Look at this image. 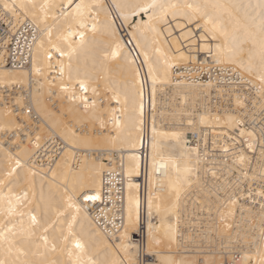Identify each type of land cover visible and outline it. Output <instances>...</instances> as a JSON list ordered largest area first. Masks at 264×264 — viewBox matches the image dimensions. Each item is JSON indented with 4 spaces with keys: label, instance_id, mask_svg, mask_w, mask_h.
Segmentation results:
<instances>
[{
    "label": "bare ground",
    "instance_id": "obj_1",
    "mask_svg": "<svg viewBox=\"0 0 264 264\" xmlns=\"http://www.w3.org/2000/svg\"><path fill=\"white\" fill-rule=\"evenodd\" d=\"M5 2L9 9H4ZM156 2L181 7L141 12L137 6L150 4L152 0H71V3L69 0H0L6 12L17 20H30L38 28L27 67L9 69L0 57V88L11 92L9 100L0 98V180L6 185H0V207L6 209L9 198L15 203L16 196L28 193L27 200L17 205L25 215L8 217L5 213L0 215V224L11 220L19 228L23 220L27 227L29 213L34 212L42 224L57 221L54 225L57 230L49 228L47 233L51 241L59 236V229L67 233V224L58 221L70 220L75 215L73 231L75 238L85 245L86 254H81L85 261L89 257L96 264L136 261L134 234L138 230L142 205L138 183L139 150L147 131L148 195L144 208L146 249L153 256L148 264H222L225 261L245 264L247 257H255L258 249H264V208L255 205L254 194L257 193L251 186L241 191L242 201L232 195L224 200L216 193L211 195L204 182L214 173L208 168L212 161L200 148L188 144L187 135L199 132L205 139L204 132L208 129L230 136L235 134L234 140L247 138L246 148L237 152L225 166L238 171L244 168L245 176L251 180L264 176V154L257 148L256 134L238 126L235 111L210 104L212 85L173 84L172 67L194 65L210 58L219 66L237 71L241 75L240 83L247 81L255 87L264 104L261 91L264 85L258 72L246 70L247 53L239 58L245 67H241L239 61L229 62L227 52L222 57L224 62L217 63L214 58L217 44L224 46V38L218 32L216 40L212 39L211 32L203 38L212 27L206 24V18L189 22L185 15L179 14L191 13L190 9L182 7L186 3L224 5L225 8L209 7L207 11L231 32L248 23L247 17L259 13L256 7L259 0ZM79 3L87 6L82 9V15L75 11ZM45 4L48 6L43 7ZM13 5L16 6L14 12ZM173 12L178 14L173 16ZM122 30L127 31L146 70L151 107L147 116L142 78L125 45ZM80 32L84 33L83 37ZM69 44L74 49L71 58L61 56L54 47L67 52ZM113 52L117 54L113 56ZM80 80L88 86L87 92L79 88ZM17 86L29 91L30 106L39 119L33 128L28 119L17 117L16 111L25 104ZM234 105L240 108L242 100L236 98ZM47 153L53 155L47 156ZM241 156L245 158L243 162ZM17 159L21 167L9 177L7 173L16 167ZM119 162L124 177V217L119 233L114 234L108 230L115 220L114 206L107 203L103 206L105 212L97 213L105 172L113 170ZM97 193L99 200H84V195ZM69 195L79 206V212L67 208ZM191 203L212 215L197 221L199 227L204 222L203 230L200 228L184 236L190 246L185 250L180 248L178 222ZM130 211L134 220L138 218L135 230L129 224ZM57 212L64 215L57 216ZM126 227L128 236L124 240ZM41 235L42 229L37 228L36 243L42 244ZM122 243L127 244V253L120 249ZM68 247L73 248V245ZM73 251L77 250L73 248ZM237 252L241 256L238 260L234 258ZM59 259L67 261L69 258L65 254Z\"/></svg>",
    "mask_w": 264,
    "mask_h": 264
},
{
    "label": "built area",
    "instance_id": "obj_2",
    "mask_svg": "<svg viewBox=\"0 0 264 264\" xmlns=\"http://www.w3.org/2000/svg\"><path fill=\"white\" fill-rule=\"evenodd\" d=\"M122 34L124 36L125 45L132 55L142 78L147 116L150 106L146 70L141 56L136 50L127 31L122 30ZM37 37L38 28L36 24L30 20H17L0 6V57H3V63L7 68L19 70L29 65ZM52 74H56V72H52ZM240 77L241 75L231 67L219 66L212 62L210 58H206L204 61L202 60L194 65H174L172 67L173 84L185 82L194 85H212L213 90L208 97L210 104L214 107L235 111L238 126L252 130L256 134L257 148L264 154V104L258 96L256 88L250 83H247V81L240 83ZM16 90L21 93L22 99L25 102L23 108L16 111L17 117L22 118V120L24 118L28 119V124L33 123L31 125L33 128V125H35V123L37 124L39 119L30 106L29 91L23 86H17ZM0 91H3L0 92V98L2 97L6 101L9 100V94L11 92H6L4 88H0ZM15 91H12V93H15ZM236 98L242 100V106L238 109L235 108L234 105ZM25 124L26 123H24V126ZM181 125V119H179V126ZM32 133L33 132H31V134ZM21 134H23V132H21ZM200 134L199 132L189 133L187 135V141L188 144L200 148L204 152L206 158L212 161V164L209 163L208 168L213 169L215 174L204 182L209 193L211 195L216 193L219 195L218 197H221L223 200L228 199V197L232 195V197L242 201V192L245 191L244 189L246 187L251 186L254 193H257L254 194L256 197L255 205L264 203V197L259 195L260 192L264 191V176L258 180L247 179L245 176L246 170L244 168L238 171L237 169H229V167L225 166V164L231 163L233 158L237 155V152L246 148L244 145L247 144L248 139L239 138V140H234L233 137L235 134L230 136L225 132L214 133L212 130L208 129L204 132V135H206L205 139H203ZM22 139H25V137H22ZM142 144L143 146L139 150L140 174L138 178L139 195L142 205L138 230L134 234V241L137 245L136 264H148L153 259V256L149 254L146 249L147 217L144 208V201L148 195V189L146 187V179L148 176L146 152L147 131L144 134ZM225 149H227V151H225ZM49 155H53V153H47V156ZM214 161L216 164H214ZM106 162L110 163L109 160H106ZM218 163L221 165H218ZM121 167V163L119 162L113 170L105 172L103 177L102 200L98 204L100 208L97 213L99 214L101 210H104L103 206L107 203H109L110 206H114L115 220L112 223L113 225L108 229L114 234L119 233L124 217V177L121 175ZM240 179H242L241 186L238 185ZM240 187H243V190H239ZM231 191H233V193H231ZM97 214H95V216H97ZM210 215H212L211 212L197 209L192 203L187 205V209L182 212L178 222L181 249L187 250L188 247H190L189 244L185 242L184 236L186 234L200 231V228L201 230L204 229V222L200 224L202 227L196 226L199 218L205 219V217ZM100 222L103 223V221ZM103 225L105 226V224ZM239 255L238 252L235 253L234 258L238 260L241 257ZM231 263L233 264V262ZM222 264L229 263L225 261L224 263L222 262Z\"/></svg>",
    "mask_w": 264,
    "mask_h": 264
},
{
    "label": "snow or ice",
    "instance_id": "obj_3",
    "mask_svg": "<svg viewBox=\"0 0 264 264\" xmlns=\"http://www.w3.org/2000/svg\"><path fill=\"white\" fill-rule=\"evenodd\" d=\"M71 3V0H69ZM45 4L43 7H47ZM4 9H9V4H3ZM15 5L12 6L11 10L15 11ZM35 7V5H33ZM87 6L79 3L76 5L75 11L82 15V9ZM166 7H170L176 9L177 7H181L178 5H163L157 4L156 0H152V3L146 4L143 6H137V9L141 12H147L148 9L160 8L162 11L166 9ZM183 8L190 9L191 13H179L186 16L189 22L193 20H197L199 18H206V24H211V29H207L205 33V37L209 32L212 33V39L216 40L218 32L220 36L224 38V46L217 44V51L215 55V59L217 63L224 62L222 57L225 52L229 55L227 56L229 62L237 63L239 61L241 67H245L242 60L239 58L246 52L248 56V63L246 65V70L249 73L258 72L259 79L261 80L262 85H264V0H259V3L256 5L257 8L260 9L259 13L256 16L247 17L248 23H245L239 27L233 28L231 32H229L223 24L218 21V18H214L212 14H210L207 9L209 7L213 9L225 8L226 6L220 4H192L186 3L182 6ZM43 10V8H42ZM166 15L167 12L165 11ZM178 13L173 12L172 15L176 16ZM81 27H85L84 24H81ZM50 34V33H49ZM69 35H76V33L69 32ZM79 35L83 37L84 33L80 32ZM67 40V37H64ZM248 45L249 47H245ZM56 47V51L60 53L61 56L68 55L71 58L72 49L71 44L68 45L69 51L65 52L64 49ZM211 51V49H209ZM117 53L113 52L112 55L115 56ZM49 57L51 53L48 54ZM69 67H71L69 65ZM151 71V69H150ZM61 75H63L64 68L61 66L60 68ZM79 88L87 92L88 86L83 80L79 82ZM96 89L93 88V92L95 93ZM264 92V88L261 89ZM82 99H87L86 97H82ZM94 103V102H93ZM87 107V105H86ZM134 147V145H133ZM251 147V144L249 145ZM227 151V149H225ZM244 157H240V161H244ZM21 167L20 161L16 160V167L12 168L7 175L11 177L14 172H16L17 168ZM215 174V173H213ZM0 185H5L4 180H0ZM6 186V185H5ZM11 193V189H9ZM67 195V191L65 193ZM260 196L264 197V191L259 193ZM28 193L24 192L23 196H16L15 203L12 198L7 200V208L0 207V215L6 213L8 217H12L14 215H19L23 217L25 213L20 211L17 205L23 204L25 200H27ZM100 199L99 193L96 195H84V200L86 201H96ZM231 203H235V200L230 201ZM30 203V201H29ZM67 208H75L77 212H79V206L75 205L72 197L67 196L66 200ZM151 207V202H150ZM261 207L264 208V203L261 204ZM64 213L57 212V216H63ZM30 222L27 227L24 226L23 220L20 221V226L17 228L15 224L12 223L11 220H8L7 223L0 224V264H96L91 257L85 261L81 254H86L85 245L81 243L79 239L75 238V233L73 231V223L76 220V216L72 215L70 220H60L58 221L60 224H67V233H65L64 229H59V236L53 237L52 240H49L47 235L49 228H53V231L57 229L54 228V225L57 221H52L50 223L42 224L38 219L37 215L34 212L29 213ZM138 223V218L133 219L132 213H129V224L133 230H135L136 225ZM12 224L11 227L8 225ZM41 228L43 235L39 237L42 241V244L36 243L34 237L36 236V229ZM150 238H151V225L149 226ZM128 236V228H125V233L123 234V239L126 240ZM72 244L73 248L77 250L73 251V248H69L68 245ZM120 249L127 253V244L122 243ZM34 249V250H33ZM67 255L69 258L67 261H63L59 259V256ZM56 258H53V257ZM75 256V259L73 257ZM112 264H116L115 261ZM119 264H124L123 260L119 261ZM128 264H136L135 261L129 259ZM245 264H264V249H258L255 257H247Z\"/></svg>",
    "mask_w": 264,
    "mask_h": 264
}]
</instances>
